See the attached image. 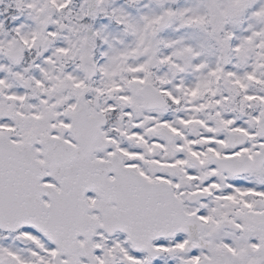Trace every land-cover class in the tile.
I'll return each mask as SVG.
<instances>
[{
	"label": "snow or ice",
	"instance_id": "obj_1",
	"mask_svg": "<svg viewBox=\"0 0 264 264\" xmlns=\"http://www.w3.org/2000/svg\"><path fill=\"white\" fill-rule=\"evenodd\" d=\"M0 264H264V0H0Z\"/></svg>",
	"mask_w": 264,
	"mask_h": 264
}]
</instances>
